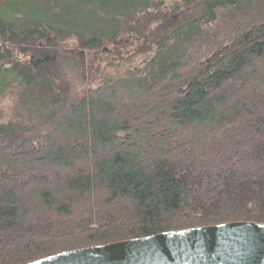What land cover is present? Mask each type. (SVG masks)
Masks as SVG:
<instances>
[{"label":"trees","instance_id":"1","mask_svg":"<svg viewBox=\"0 0 264 264\" xmlns=\"http://www.w3.org/2000/svg\"><path fill=\"white\" fill-rule=\"evenodd\" d=\"M63 1L0 0V264L264 223V0Z\"/></svg>","mask_w":264,"mask_h":264},{"label":"water","instance_id":"2","mask_svg":"<svg viewBox=\"0 0 264 264\" xmlns=\"http://www.w3.org/2000/svg\"><path fill=\"white\" fill-rule=\"evenodd\" d=\"M30 264H264V223L232 222L162 233Z\"/></svg>","mask_w":264,"mask_h":264},{"label":"rangeland","instance_id":"3","mask_svg":"<svg viewBox=\"0 0 264 264\" xmlns=\"http://www.w3.org/2000/svg\"><path fill=\"white\" fill-rule=\"evenodd\" d=\"M11 1V0H10ZM18 0H12V2L14 3V2H17ZM72 1V0H71ZM61 2H62V4L63 5H68V1H63V0H61ZM16 5V4H15ZM8 97H7V95H4L3 97H0V105H1V107L3 106V107H6L7 108V106H8ZM6 108L4 109L3 108V110H6Z\"/></svg>","mask_w":264,"mask_h":264}]
</instances>
